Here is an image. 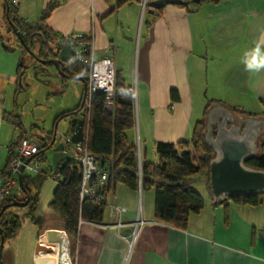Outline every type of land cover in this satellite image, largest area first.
Here are the masks:
<instances>
[{"label": "crops", "instance_id": "1", "mask_svg": "<svg viewBox=\"0 0 264 264\" xmlns=\"http://www.w3.org/2000/svg\"><path fill=\"white\" fill-rule=\"evenodd\" d=\"M15 1L19 18L34 23L50 2ZM141 9L142 0H60L43 26L55 43L66 34L83 32L97 57L113 48L117 74L132 86L134 100L137 92L136 124L128 137L145 151L143 161L161 162L158 142L192 138L198 121L192 122L207 115L209 93L223 106L232 105L230 109L245 110L249 102L263 105L264 0H222L199 8L168 4L153 12L147 4L140 30ZM0 18L7 24L5 0H0ZM10 35L8 24L0 29V150L7 151L6 160L19 131L5 115L19 108L24 56ZM121 185L127 187L117 184L107 197L104 221L80 222L74 264H264V193L257 206L232 200L215 205L209 194L204 208L180 229L155 217L154 189L126 190ZM147 191L153 196L146 202ZM112 204L126 211L112 212ZM138 220L145 223L132 243L129 236ZM59 232L68 242L67 233ZM64 247L67 252L66 243Z\"/></svg>", "mask_w": 264, "mask_h": 264}, {"label": "trees", "instance_id": "2", "mask_svg": "<svg viewBox=\"0 0 264 264\" xmlns=\"http://www.w3.org/2000/svg\"><path fill=\"white\" fill-rule=\"evenodd\" d=\"M59 1L50 0L43 10L39 22H35L38 28L45 30L41 34L38 30H31L34 22H25L19 18L17 6L11 0H5V18L8 24V32L16 37L17 45L15 46L24 50V56L20 63V73L26 70L25 55L30 50L42 59L58 56L61 42L55 43L54 47L52 46L53 36L43 26V23L46 22L52 11L58 6ZM186 1L189 2V5L199 8L204 4L218 3L222 0ZM13 25L22 31L30 50L21 44L13 30ZM37 44L42 46L38 52L35 51ZM4 47L9 50L7 44ZM68 69L64 68L63 70L71 75H79L81 72L80 64L75 58L69 64ZM24 86L28 85L20 83L17 88L18 92L22 91ZM172 97L175 100L179 99L176 90L172 91ZM115 99V111L110 112L104 106V93L93 94L91 103H89L87 95L83 107L81 99V103L76 108L63 112L59 118L61 120L69 116L73 120V127L76 126L78 118H83L85 143L89 151L100 161L102 166L109 167L111 170V176L97 200L85 199L82 201L80 199L78 190L82 181V169L74 160H66L60 164L55 174L60 175L62 179L58 182L53 192V200L41 214L36 215L37 202L40 190L48 174L54 173L53 166L43 169V173L40 175H25V190H22L24 197L19 198L14 196L15 199L21 201L29 199V203L26 206L28 208L26 215L34 220L38 235L44 233L41 236V241L60 245V251L63 250V255L61 256L62 264H68V256L66 251H64L65 244L60 243L62 241H60L61 233L59 230L66 232L70 237L71 254L74 261L80 222L82 220L93 222L104 221L107 211V197L113 192L117 184H124L132 190H138L140 187L143 190L154 189L155 217L180 229H186L191 215L199 213L205 205L204 197L188 183L190 179L196 176H205L210 197L214 200L210 180V167L215 152L205 139V120H200L196 123L192 138L189 140H182L177 143L158 142L156 144V152L160 156L161 162L143 161L140 167L136 157L138 148L136 145L130 143L128 137L129 131L136 124L134 90L118 74ZM261 101L264 105V100ZM216 104H221V102L209 100L206 106L207 112ZM231 110L235 114L251 115V113L243 109L234 108ZM18 111L19 109L16 108L14 111L7 113L5 119L11 122L19 132H22L23 123ZM13 115L16 116L14 119H11L12 117L10 118L9 116ZM21 139L22 137L20 136L10 149L15 150ZM48 145L44 144L40 146L41 154L39 159L41 162L45 161L43 153L48 148ZM12 155L13 153L10 152L7 160H10ZM247 164L264 169V155H258L250 159L247 161ZM31 186L34 187V191H32ZM226 200L257 206L263 201V193L236 195ZM4 204L5 202L1 203L0 209ZM214 204L218 205L220 203L215 202ZM6 210L0 216V227L5 241L13 238L21 227V219L17 217L11 219ZM58 245L55 247V255L44 254V256L54 257V264H59Z\"/></svg>", "mask_w": 264, "mask_h": 264}, {"label": "water", "instance_id": "3", "mask_svg": "<svg viewBox=\"0 0 264 264\" xmlns=\"http://www.w3.org/2000/svg\"><path fill=\"white\" fill-rule=\"evenodd\" d=\"M168 4L188 6L189 2L186 0H152L148 2L151 12L154 9L164 8ZM13 30L21 44L30 50L22 31L15 25H13ZM29 52L34 54L32 50ZM73 58L74 52L71 46L69 44L61 45L57 57L38 59L43 66L37 69L34 75L39 80L48 82L40 75L44 74V77H47L49 66L53 65L58 75L66 79L82 82L83 95L81 105L83 107L88 95V83L86 79L80 75H70L62 69ZM26 78L27 69L20 74L19 82L25 83ZM206 119L205 139L215 152L210 167V180L214 201L221 203L231 196L264 193V169L247 164V161L259 155V138L263 134L264 120L252 116L236 118L234 111L221 104L212 106L207 112ZM65 137L66 135L60 134L58 136L57 132H54L47 148L52 150L54 173L57 172L62 162L73 160V156L65 151ZM58 138L59 142L56 144ZM84 138V119L78 118L77 124L72 131V141L80 143ZM23 170L24 167L22 166L19 171V181L22 190H25ZM0 201H8L0 209V216L7 208L26 207L29 203V199L21 201L14 197H8ZM0 236L1 259L5 243L1 227ZM61 241V244L67 243L66 240ZM62 251L59 252L61 256L63 255ZM55 253L56 248L54 246H46L38 242L35 248L34 264H54L55 258L44 256V254L54 255Z\"/></svg>", "mask_w": 264, "mask_h": 264}, {"label": "rangeland", "instance_id": "4", "mask_svg": "<svg viewBox=\"0 0 264 264\" xmlns=\"http://www.w3.org/2000/svg\"><path fill=\"white\" fill-rule=\"evenodd\" d=\"M146 15V11L144 9H141L138 17V28L140 30L143 25V19L146 17ZM32 19L34 21L36 20L35 18ZM6 25L7 24L0 18V29L5 30ZM33 25L34 26L31 28V30H38L41 34L45 31L44 29L38 28L36 23H33ZM10 36L11 44L17 45L16 37L12 34ZM54 43V41L51 42L53 47ZM41 47L42 46L40 44H37L35 46V51L38 52ZM25 62L27 66V78L25 84H27L28 86H24V88L20 92V98L18 100V114L21 115L23 123V130L22 132H19L18 138L20 136L22 138L28 136L34 138V140L40 146L44 144H50L53 137L52 133L57 132L58 136L60 134L67 136L73 131L74 127L72 125V118H70L69 116L62 118L61 120H59V118L64 111L74 109L81 103L83 95V84L80 81L65 79L61 75H58L57 70L53 65L49 66L47 77H44V74L40 75L48 82L41 81L34 75L35 71L37 70L35 69V66H39V62L36 61V59H34L30 54L25 55ZM210 90L212 91L213 89ZM203 93H205V89L203 90ZM207 97L208 98H206L205 100H212L210 98L212 97L211 93H209ZM135 100H137L136 90ZM228 106L226 105L225 107L228 108ZM243 106L245 108V111L251 113V115H242L236 113V118L252 116L259 119L264 117V114H260L264 109V105H262L261 103L249 102ZM229 107L232 108V105H230ZM15 116L16 115L9 117H12L11 119H14ZM201 119H205V134L207 119L204 114H201V118H198L197 120L194 119L192 124L194 126L195 123L197 121H200ZM188 139L190 138H184V140ZM58 142L59 138L57 139L56 144H58ZM137 148L141 149L138 145ZM259 149V155H264V127L263 134L259 138ZM141 151L143 161L145 151H143V149H141ZM6 155L7 151H5L4 149L0 150L1 163H4L6 161ZM43 155V157H45V161L41 162L43 168L46 169L47 167L53 166L52 150L45 149ZM52 175L53 176L48 177L45 180L40 190L39 200L36 207V214L38 215L44 212L49 203L53 200V192L58 182L62 179L60 175ZM188 183L193 189L198 191L204 197V199H210L205 177H193L189 180ZM121 188H125L127 190V187L123 185H121ZM31 189H33L32 191H34V187L31 186ZM14 196L23 198L24 196L22 189L18 188L17 190H15L13 192V197ZM150 196H153V191H147L144 193V199L146 202L148 201V198ZM1 203L2 202H0V205ZM27 212L28 208L26 207H10L6 210V213L9 214L11 219H14L15 217L21 219V227L19 228V230H17L16 235L13 238L5 241L0 264H32V249L34 246V240L38 237V231L34 220L26 215ZM41 235L43 234H40L39 237H41ZM44 245L54 246L47 244ZM66 247V253L72 258L70 239L66 243ZM59 260L61 263V259Z\"/></svg>", "mask_w": 264, "mask_h": 264}, {"label": "built area", "instance_id": "5", "mask_svg": "<svg viewBox=\"0 0 264 264\" xmlns=\"http://www.w3.org/2000/svg\"><path fill=\"white\" fill-rule=\"evenodd\" d=\"M144 9L147 7L148 0H142ZM13 3H16L13 0ZM69 44L74 52V58L81 67L80 76L88 83L89 103L93 94H105V109L112 112L116 108V81L117 68L113 57V48L110 53L97 57L92 41L83 32H73L63 36L61 45ZM65 151L73 156L82 169V181L79 186L78 194L80 199L97 200L104 186L111 176L109 167L102 166L100 161L89 151L85 138L80 143L72 141V132L65 137ZM140 148V146H139ZM40 145L31 137H23L15 150L10 149L13 155L10 160L0 162V200L13 197V192L21 188L19 181V171L23 166V179L25 175H40L43 173V166L40 161ZM136 157L140 167L142 166V151L137 150ZM51 173L48 177L53 176ZM22 189V188H21ZM1 202V201H0ZM112 212L126 211L123 206L112 204ZM144 220H138L130 234L132 243L136 240ZM68 264H74L73 259L68 255Z\"/></svg>", "mask_w": 264, "mask_h": 264}, {"label": "flooded vegetation", "instance_id": "6", "mask_svg": "<svg viewBox=\"0 0 264 264\" xmlns=\"http://www.w3.org/2000/svg\"><path fill=\"white\" fill-rule=\"evenodd\" d=\"M28 54H30L34 59H36V61H38V59H42V58H40V57H37L35 53L32 54V53L28 52ZM38 62H39V61H38ZM72 62H73V59H72L71 62L67 63L64 67H62V69L65 68L66 70H69V69H68L69 64H71ZM42 66H43V64L39 62V66H35V69H39V68H41ZM70 75H71V74H70ZM261 119L264 120V117H262ZM263 126H264V124H263ZM2 202H5V204H6L8 201H2ZM0 239H1V237H0Z\"/></svg>", "mask_w": 264, "mask_h": 264}, {"label": "bare ground", "instance_id": "7", "mask_svg": "<svg viewBox=\"0 0 264 264\" xmlns=\"http://www.w3.org/2000/svg\"><path fill=\"white\" fill-rule=\"evenodd\" d=\"M40 242H42L43 244H47V245H54L53 243H51V242H45V241H40ZM55 246V245H54ZM56 247V246H55ZM55 255V254H54ZM58 257H59V259H61V255L60 254H58Z\"/></svg>", "mask_w": 264, "mask_h": 264}]
</instances>
